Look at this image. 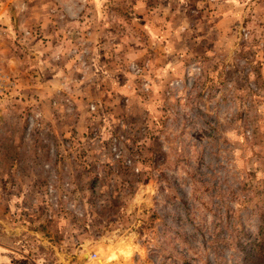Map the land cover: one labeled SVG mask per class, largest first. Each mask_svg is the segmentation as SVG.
I'll return each instance as SVG.
<instances>
[{
	"label": "rangeland",
	"instance_id": "1",
	"mask_svg": "<svg viewBox=\"0 0 264 264\" xmlns=\"http://www.w3.org/2000/svg\"><path fill=\"white\" fill-rule=\"evenodd\" d=\"M24 1L0 14L17 84L0 94V232L31 264H264V0ZM105 42L119 109L78 92Z\"/></svg>",
	"mask_w": 264,
	"mask_h": 264
},
{
	"label": "crops",
	"instance_id": "2",
	"mask_svg": "<svg viewBox=\"0 0 264 264\" xmlns=\"http://www.w3.org/2000/svg\"><path fill=\"white\" fill-rule=\"evenodd\" d=\"M99 0H92L93 5L96 6ZM110 0H107L106 5L109 4ZM17 5L19 3L23 4V7L26 8L27 4L24 0H0V14L3 16V20L6 22L10 21V17L7 11L4 10L5 6H11V5ZM223 5V2L221 3ZM9 6V7H10ZM10 9V8H9ZM31 11V5L28 1V9H25L24 11V16L28 15V13ZM106 15V14H105ZM105 15L95 13L92 17V21L95 23L94 26H92L91 33H93L94 37H97L101 35V29L102 27L99 26V23L103 19H105ZM15 19V17H14ZM29 20V19H27ZM50 21V17L48 16L47 13L44 14L43 17L39 18V22L43 23L46 25V23ZM57 36V31L53 32ZM53 33H47L49 38H52ZM174 33V32H173ZM113 35L112 33H110ZM155 37L159 39L160 32L158 31L156 33ZM172 34V33H171ZM106 36V35H105ZM121 39V37H120ZM49 41V40H48ZM48 43V42H46ZM117 43V42H112V44ZM108 42H105L104 45H99L98 47L91 48L93 53L96 55L94 59L91 61V66H92V71H93V79L90 81L91 83L84 85L79 91L85 93L87 95V99L90 98H101L105 97V99L113 102L114 104L116 103L115 108L119 109L121 102H129L130 98V91L127 90V82L125 83L123 81V74L122 71L119 70L118 65H114V63L106 60L100 59V55L102 54H107L108 53ZM122 44V42H119V46ZM119 47V48H121ZM110 48V47H109ZM111 49V48H110ZM2 47L0 46V52L2 51ZM56 52L58 51V44H56L55 48ZM62 50V49H61ZM61 52V51H60ZM99 56V57H98ZM49 70L51 71V74L48 78L45 79L42 84H40L42 87V91H44V95L46 99L51 96L50 94L54 92L56 89L55 86H59L62 81L60 80V72L58 70V65L55 63L54 67H50ZM60 76V77H59ZM82 83H78V87ZM93 88L94 92H91L90 88ZM58 88V87H57ZM77 109L80 111L84 110V107L81 103H78ZM10 232H8V235L5 234V232H0V264H31L29 261H27L25 253L22 251L18 250L15 247L13 239L10 237Z\"/></svg>",
	"mask_w": 264,
	"mask_h": 264
},
{
	"label": "built area",
	"instance_id": "3",
	"mask_svg": "<svg viewBox=\"0 0 264 264\" xmlns=\"http://www.w3.org/2000/svg\"><path fill=\"white\" fill-rule=\"evenodd\" d=\"M29 32L26 31L25 34H28ZM17 84L15 79L8 73H5V70L3 67L0 65V94L8 92L10 93L11 91L16 90ZM92 108H94L92 106ZM90 256L91 258L94 257Z\"/></svg>",
	"mask_w": 264,
	"mask_h": 264
},
{
	"label": "trees",
	"instance_id": "4",
	"mask_svg": "<svg viewBox=\"0 0 264 264\" xmlns=\"http://www.w3.org/2000/svg\"><path fill=\"white\" fill-rule=\"evenodd\" d=\"M263 233H264V215H262L260 219V231L258 232L256 237L258 238L261 234L263 235ZM261 249H263V251L259 255L260 257H264V246L261 247L260 249L259 248L255 249V247L252 248L253 251L258 250V253L260 252ZM252 256L253 255H251L250 257ZM258 261H262V259L258 257Z\"/></svg>",
	"mask_w": 264,
	"mask_h": 264
}]
</instances>
